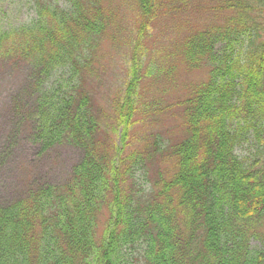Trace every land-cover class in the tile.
<instances>
[{
	"label": "trees",
	"instance_id": "obj_1",
	"mask_svg": "<svg viewBox=\"0 0 264 264\" xmlns=\"http://www.w3.org/2000/svg\"><path fill=\"white\" fill-rule=\"evenodd\" d=\"M121 1L34 0L0 25V60L38 75L34 141L84 153L0 207V264H264V0H123L126 22Z\"/></svg>",
	"mask_w": 264,
	"mask_h": 264
},
{
	"label": "rangeland",
	"instance_id": "obj_2",
	"mask_svg": "<svg viewBox=\"0 0 264 264\" xmlns=\"http://www.w3.org/2000/svg\"><path fill=\"white\" fill-rule=\"evenodd\" d=\"M34 0H0V25L3 29L29 23L33 18ZM118 14L124 13L122 21L131 17V11L123 0L114 6ZM187 16L190 14H186ZM202 16L193 20L200 23ZM158 30V23L147 45L152 54L154 48L163 47L165 42ZM175 36L181 33L173 34ZM170 36V37H171ZM166 41V40H165ZM108 50H110L108 42ZM127 57V48L123 46L111 57L108 73L114 79L120 71L121 63ZM110 63V64H109ZM30 64L19 58L0 60V207L14 202L34 190L66 182L72 170L83 159L80 147L70 144L54 145L45 148L33 139L34 94L33 82L38 75ZM208 67L200 66L191 70L179 69L176 87L167 86V95L171 100L185 91L184 84L198 83L207 78ZM109 108V103H108ZM251 248H259L260 243L252 240Z\"/></svg>",
	"mask_w": 264,
	"mask_h": 264
}]
</instances>
